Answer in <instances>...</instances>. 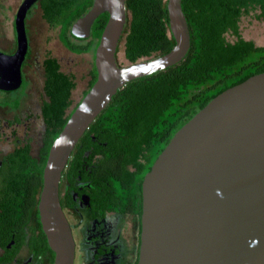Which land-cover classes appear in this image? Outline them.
I'll use <instances>...</instances> for the list:
<instances>
[{"label":"water","instance_id":"obj_1","mask_svg":"<svg viewBox=\"0 0 264 264\" xmlns=\"http://www.w3.org/2000/svg\"><path fill=\"white\" fill-rule=\"evenodd\" d=\"M38 1L24 0L17 12L16 53L0 49V89L23 82L26 17ZM182 3H167L172 50L128 65H119L116 56L128 19L126 0H94L72 26L85 38L95 20L109 14L94 55L97 80L51 145L44 169L37 206L53 264H74L76 256L60 195L75 145L125 84L186 57L191 32ZM142 194L138 264H264V72L217 95L179 129L146 173Z\"/></svg>","mask_w":264,"mask_h":264},{"label":"trees","instance_id":"obj_2","mask_svg":"<svg viewBox=\"0 0 264 264\" xmlns=\"http://www.w3.org/2000/svg\"><path fill=\"white\" fill-rule=\"evenodd\" d=\"M167 3L126 0L128 19L121 40L125 39V56L130 63L166 54L174 47ZM93 4L94 0L39 3L42 17L50 27H60L61 41L76 54L96 52L109 20V14L102 13L88 37L74 34L73 24ZM182 5L191 32L189 52L166 69L125 84L98 115L75 145L63 172L61 187L65 191L68 186L61 195L63 207L72 203L73 189L83 181L89 186L81 193L91 196L94 212L104 215L113 209L136 214L141 228L142 183L168 142L217 95L264 72V45L242 37L239 25L241 18L252 12L264 22V0H183ZM229 32L237 36L235 41L227 38ZM43 67L48 100L42 106L46 132L40 157L33 155L32 140L27 139L3 157L0 168V207L4 212L12 211L10 222L25 223L30 212L38 218L51 145L80 103L67 113L77 83L73 75L61 69L51 51L46 53ZM91 74L89 90L97 80L96 65ZM3 91L0 89V95ZM9 104L0 97V105Z\"/></svg>","mask_w":264,"mask_h":264},{"label":"flooded vegetation","instance_id":"obj_3","mask_svg":"<svg viewBox=\"0 0 264 264\" xmlns=\"http://www.w3.org/2000/svg\"><path fill=\"white\" fill-rule=\"evenodd\" d=\"M24 2V0H23ZM40 0L34 4L28 11V15L31 10L38 6ZM2 7V6H1ZM4 7V6H3ZM26 17V28L28 27ZM29 35V29L27 28ZM1 49V48H0ZM18 49L17 38L15 40V46L11 50H2L7 54H14ZM30 56L29 50L26 56V60ZM23 63V66H24ZM23 70V83L25 84V75ZM21 87L16 90L3 91L0 97L2 99L9 100L11 105H0V108H9V112L19 110L21 105V97L12 96ZM15 92V93H14ZM14 93V95H12ZM24 94L22 90L20 92ZM12 95V96H11ZM23 96V95H22ZM7 97V98H5ZM14 103H18L13 106ZM32 113L26 114V118L15 113L13 117L4 118L1 126L12 127L11 137L15 140L13 147L10 150L4 151L0 148V168L3 166V157L14 150L18 144H24L28 138V121L33 119ZM0 126V127H1ZM23 129L22 137H19L20 130ZM3 135V134H2ZM44 145V144H43ZM43 147V146H42ZM33 153V149H32ZM41 149L36 157H40ZM77 189H73V201L70 205L63 207L64 212L71 224L73 235L76 241V256L74 264H81L78 255V235L75 232L76 224L72 223L70 215L73 214L82 223L81 235L85 238L86 242V259L82 264H138L140 257L141 247V233L142 225L140 228V218L136 214H123L116 210H108L104 215L94 212V207L91 204V196L87 193H81L85 186H89L85 182H77ZM68 190V186H65V191ZM64 189L60 185V195H64ZM62 192V193H61ZM88 197V199H87ZM62 203V202H61ZM1 206V197H0ZM63 206V205H62ZM68 210V212H67ZM69 211L71 213H69ZM12 211L7 210L4 212L0 207V264H53L55 259V253L51 249L47 235L43 229L41 219L36 217L35 213L30 214V220L25 223H21L20 220L10 222V215ZM21 218V216H19ZM142 218V216H141ZM142 224V220H141ZM81 236V237H82ZM85 249V248H84Z\"/></svg>","mask_w":264,"mask_h":264},{"label":"rangeland","instance_id":"obj_4","mask_svg":"<svg viewBox=\"0 0 264 264\" xmlns=\"http://www.w3.org/2000/svg\"><path fill=\"white\" fill-rule=\"evenodd\" d=\"M23 0H0V48L2 50H11L15 46L17 33L15 29V19L17 12L21 7ZM4 6V7H3ZM257 12H252L241 18L240 32L242 37L251 40L258 46L264 45V22L258 20L255 15ZM28 29H29V50L30 56L24 63L25 84L12 95L13 98L21 97V105L19 110L9 112V108H0V123L4 118L13 117L15 113L20 114L21 117L26 118L27 113L31 112L33 119L28 121V138L33 143V153L37 156L44 144L46 123L42 114L43 103L48 100L44 91L45 69L43 67V60L48 51H51L54 57H57L61 64V69L75 77L77 83L72 92V105L67 110L70 113L74 107L84 98L86 91L89 90L90 81L92 79V70L95 65V52H88L76 54L70 51L60 39V27H50L49 23L42 17V10L40 5L31 10L28 15ZM230 41H235L237 36L231 32L227 34ZM125 39L123 38L118 47L117 60L119 65L131 64L125 56ZM146 59V58H145ZM143 60V59H142ZM140 61V60H139ZM24 94H21V91ZM4 94V93H2ZM23 95V96H22ZM7 98V97H5ZM2 125V124H1ZM0 125V126H1ZM23 129L20 130L19 137H22ZM12 127H0V148L4 151L10 150L15 140L11 137ZM3 134V135H2ZM68 212V210H67ZM69 213H71L69 211ZM72 223L76 224L75 232L78 235V255L82 264L86 259V242L81 235L82 223L71 213ZM82 236V237H81ZM85 248V249H84Z\"/></svg>","mask_w":264,"mask_h":264},{"label":"crops","instance_id":"obj_5","mask_svg":"<svg viewBox=\"0 0 264 264\" xmlns=\"http://www.w3.org/2000/svg\"><path fill=\"white\" fill-rule=\"evenodd\" d=\"M1 6V5H0Z\"/></svg>","mask_w":264,"mask_h":264}]
</instances>
